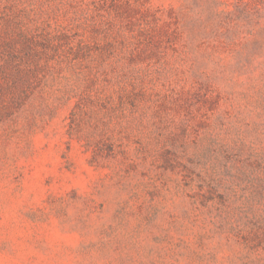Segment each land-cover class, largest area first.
I'll use <instances>...</instances> for the list:
<instances>
[{
    "label": "rangeland",
    "instance_id": "1",
    "mask_svg": "<svg viewBox=\"0 0 264 264\" xmlns=\"http://www.w3.org/2000/svg\"><path fill=\"white\" fill-rule=\"evenodd\" d=\"M0 264H264V0H0Z\"/></svg>",
    "mask_w": 264,
    "mask_h": 264
}]
</instances>
